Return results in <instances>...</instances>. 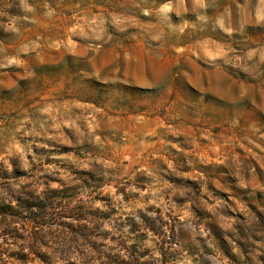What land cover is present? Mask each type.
<instances>
[{
	"label": "rangeland",
	"instance_id": "374dc122",
	"mask_svg": "<svg viewBox=\"0 0 264 264\" xmlns=\"http://www.w3.org/2000/svg\"><path fill=\"white\" fill-rule=\"evenodd\" d=\"M0 169V264H264V0H0Z\"/></svg>",
	"mask_w": 264,
	"mask_h": 264
},
{
	"label": "trees",
	"instance_id": "16d2710c",
	"mask_svg": "<svg viewBox=\"0 0 264 264\" xmlns=\"http://www.w3.org/2000/svg\"><path fill=\"white\" fill-rule=\"evenodd\" d=\"M5 173L6 172H3V170L0 169L1 178L5 177ZM51 198L53 199L52 196L47 197V198H42V197L29 198L28 197L26 200H21L13 196L9 203H6L0 208L1 214L11 216L13 218L17 216V213H15L17 212V210L13 202L16 201L18 203L23 204L24 210H26V212L30 214L29 218L31 219V221L35 224L37 223V225H34V228L30 231L31 243H32L31 250L34 253H36V251L34 250L41 247L42 244H46V245L52 244L50 246L51 248H53L52 246H54V242L56 243L58 242V239L62 238V235L60 233L55 234L52 231L47 230L45 226H42V222H41L42 220H45L48 217L51 219H54L59 214L58 212L53 211V208L55 209L56 206L54 207V201H52ZM83 211L84 209L82 207L69 206L66 210H64L63 217L74 216L73 214L76 212H80L81 214H83ZM84 219L85 218L83 217L81 218V220H84ZM159 221H160V224H159L158 229L154 226H151L149 227L150 228L149 230L153 231L154 234H157L163 238L159 252H160V255L162 256V259L166 261V259L168 258V253H169L167 246H166L167 244L166 236H168L169 230L167 227L168 225L166 222L163 221V218L159 219ZM60 226H62L64 230L70 229L74 231L73 226L65 222L61 223ZM84 229H87V227ZM2 231L7 240H12L14 238L21 237L19 236L18 234L19 231H17V229L11 230L8 228H4ZM26 231H28V229ZM73 233L74 232H72V234L69 235L72 241L74 240L73 238L76 237L74 236ZM81 238L86 240L89 238V235H83ZM44 240H47V243H44ZM119 246H120L121 251L117 253L116 255H112L106 251L99 250L94 245H91L90 251L86 254L87 258L80 264H91L90 259L98 260L97 264H111L112 261H114L115 263H119V264H156L154 259H147L146 251H140L137 248V245H128L126 241H123L119 243ZM123 251H126V252L122 253ZM6 254L8 256H14L13 255L14 253L12 251H5L3 249H0V256H4ZM49 259H51V257L49 256L45 257V259H43L44 264H58L55 262H51ZM75 264H78V263H75Z\"/></svg>",
	"mask_w": 264,
	"mask_h": 264
}]
</instances>
